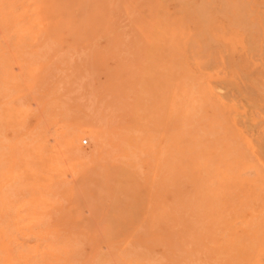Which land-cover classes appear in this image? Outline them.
<instances>
[{
  "label": "rangeland",
  "instance_id": "rangeland-1",
  "mask_svg": "<svg viewBox=\"0 0 264 264\" xmlns=\"http://www.w3.org/2000/svg\"><path fill=\"white\" fill-rule=\"evenodd\" d=\"M0 264H264V0H0Z\"/></svg>",
  "mask_w": 264,
  "mask_h": 264
},
{
  "label": "bare ground",
  "instance_id": "bare-ground-1",
  "mask_svg": "<svg viewBox=\"0 0 264 264\" xmlns=\"http://www.w3.org/2000/svg\"><path fill=\"white\" fill-rule=\"evenodd\" d=\"M245 5H244V7H245ZM167 72L169 73V71H167ZM177 72H178V69L176 67L175 73H174V77H175V83L174 84H175V86H173L172 97H171L170 103L168 104L166 117L163 118V123H167V121L170 120L169 118L171 116V112L173 111V104L175 102V99L173 96L176 92V89H178V87L180 86L179 81H177L178 80L177 79L178 78ZM183 79H184V77H183ZM88 132H89V128L87 125H85V124H73L65 133V143H66L67 148H69L70 150H76L77 149V145H76L77 140L82 135H86ZM135 132L136 131L131 130L130 128H128V129L123 128V129H120V130H117V131L110 133L109 138H108L110 149L108 151L104 152V154H102L101 157L105 161V163L103 164L104 173L107 176H109L111 179H114L117 176L129 173V172H133V168L135 167V164H136V161H135L136 159L147 160L145 155L142 154V151L144 150V145L146 143L143 141H140ZM102 136H103L102 133H98L99 138H102ZM147 141H149V140L147 139ZM164 143H165V140H163L162 144H164ZM163 147H164V145L160 146V148L157 152L158 155H161L160 151H161V148H163ZM157 175L158 174H155L154 177H156ZM170 176L171 175H168L167 178L169 179ZM166 181H167L166 177L163 176L162 182L165 183ZM176 199H177V197L173 198L174 202ZM175 211H178L177 208ZM192 237L195 240L194 244H195V250L196 251H201V250H203V252L214 251L217 253H223L224 254V253L229 252V251L238 252L241 248V239L239 236H192Z\"/></svg>",
  "mask_w": 264,
  "mask_h": 264
},
{
  "label": "built area",
  "instance_id": "built-area-1",
  "mask_svg": "<svg viewBox=\"0 0 264 264\" xmlns=\"http://www.w3.org/2000/svg\"><path fill=\"white\" fill-rule=\"evenodd\" d=\"M87 142V140H83V143H86Z\"/></svg>",
  "mask_w": 264,
  "mask_h": 264
}]
</instances>
